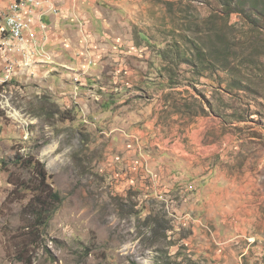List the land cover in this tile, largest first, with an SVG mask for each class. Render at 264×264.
<instances>
[{
	"label": "rangeland",
	"instance_id": "374dc122",
	"mask_svg": "<svg viewBox=\"0 0 264 264\" xmlns=\"http://www.w3.org/2000/svg\"><path fill=\"white\" fill-rule=\"evenodd\" d=\"M48 2L38 0V6ZM90 3L102 5L101 16H95L105 35L101 42L72 38L81 34L77 30L86 25V14L66 7L48 13L55 22L51 27L44 22L43 32L41 23L30 27L31 37H38L34 48L22 38L7 40L0 31V264H24L16 257L24 245L32 264H264V0ZM9 5L13 2L6 0L0 10V25L1 12L12 15ZM115 27L121 31L113 35ZM141 35L150 41L140 66L151 87L139 90L143 96L137 105L154 109L173 99L182 103L173 109L181 111L188 100L191 114L181 129L194 118L211 120V109L220 121L205 143L220 141V149L199 164L245 187L231 202L234 209L244 202L241 211H233L241 219L234 214L225 232L215 230L197 200L201 177L189 180L193 183L178 179V162L160 166L167 160L153 150L152 137L144 141L135 135L130 123L135 76L130 78L134 86L123 88L128 74L113 70L108 74L116 86L112 92L97 85L90 87L97 94L82 95L80 88L70 93L72 80L80 81L75 59L128 63ZM10 46L21 50L3 51ZM154 63L157 73L144 69ZM84 66L80 69L86 72ZM167 84L177 89L154 98ZM190 93L202 98H185ZM126 117L127 122L121 120ZM161 119L176 128L172 115ZM30 154L46 164L52 175L48 181L63 201L28 247L24 225L31 216L25 206L37 183L36 171L25 165ZM10 177L18 183L19 199L9 198L16 188ZM23 182L33 188L25 189Z\"/></svg>",
	"mask_w": 264,
	"mask_h": 264
},
{
	"label": "crops",
	"instance_id": "0c3cea01",
	"mask_svg": "<svg viewBox=\"0 0 264 264\" xmlns=\"http://www.w3.org/2000/svg\"><path fill=\"white\" fill-rule=\"evenodd\" d=\"M49 4H52L54 7H56V11L59 10L62 7H66L69 11L74 12H82L83 14H86V25L83 26V30H77L79 33L78 36L73 34L74 39H77L82 43L83 41L86 42H101L103 36V31H101L100 27L95 20V16H101L100 9L101 4L99 3H90L87 4V0H49ZM6 6V0H0V10L4 9ZM88 7H93L95 12H97L95 15L90 12ZM52 8V6H51ZM81 10V11H80ZM92 11V10H91ZM52 12V11H51ZM60 14V13H59ZM53 15L48 14L45 17H42L41 22L50 21V27L53 26ZM55 22V21H54ZM40 24V23H39ZM55 25V23H54ZM119 29V30H118ZM121 29L115 27V32L113 35L118 34ZM47 33V32H46ZM107 36H111L109 32H105ZM142 37H135V53L131 54V57H129L128 63H119L115 64L111 59H101L100 61H97L96 63H90L86 60L84 61L83 57H79L80 60H76L75 64L79 66L78 72L76 73V77H79L78 82H75L72 80L70 83L71 87L70 89H75L70 91V93H78V89L82 91L80 94H86L89 91H93L95 89V86H99L98 89H102L105 91H113L112 88L116 87L112 84V82H109L110 77H108V74L113 73V70H124L129 77H127L128 81L123 82L122 87L125 88L127 84H130L133 80L130 78L132 76H135V99L132 101V115L130 117L133 118V120H130V123H134V129H135V135L141 137L144 141H147L149 137H152V143L151 146L153 150H158L161 155V159H166L165 162H159L160 166L168 164V162L172 163L173 161L178 162L176 173L174 176H176L178 179H181L182 181H189L191 179H196L197 182L200 183V180L203 181V184L200 186V189L197 191V200L201 201L203 209L206 210V214L208 217L215 221L217 228L219 229V233L227 231L231 226V220L236 214L237 217H239L238 213H233L234 210H242L244 206V202L239 205V209H234L233 204L231 202L235 199H237L238 192L243 193V189L245 188L244 185L241 183L240 180L237 178L235 180L231 179V175H224L221 177H215L214 176V170L212 168H204L202 164H199L201 162L202 158L207 157L210 155L209 153L217 152L220 149V141H217V143H207L205 144L209 136L212 134L214 130H217L220 128L219 119L214 116L213 109H211L212 119L209 121H206L204 118H194V120L190 121L188 126L189 128L181 129V122H183V118L188 119V113L191 114V112H187V102H183L184 107L180 110L173 109L174 107H182V103L175 102L173 104V99H169L167 102L162 101V103L158 106H155L154 109H147L142 110V105H137V97L141 99V92L140 89H149L151 87V84L145 80H143V75H146L147 71H144L142 66H140V63L143 62V60L140 59L143 55H148L147 50H150V41L148 40V37L146 35H141ZM44 37V36H43ZM86 37V38H85ZM50 39V38H49ZM114 39V38H113ZM137 40H139L137 42ZM44 44L48 43V40H42ZM69 61L72 63V59L70 58ZM82 61V63L80 62ZM86 62V63H85ZM71 63H66L65 65H71ZM81 65H85L84 69H86V72H83L81 70ZM157 66L155 65H147L144 69H149L150 71H153L157 73L156 70H154ZM105 69H107L105 71ZM159 69V68H158ZM110 70V71H109ZM103 71V72H102ZM149 71V72H150ZM68 71L65 72L67 74ZM153 73L151 75H153ZM69 74V73H68ZM86 74V75H84ZM131 80V81H130ZM150 80H152L150 78ZM63 83H67V81H63ZM194 87H198V83H192ZM164 85V84H163ZM121 86V85H120ZM119 86V87H120ZM129 86H134L133 83ZM147 87V88H146ZM192 88V87H191ZM177 89L174 85H165L163 88H161L157 93L154 94V98H160L163 97V92H166L168 90L175 91ZM98 93V90L95 92V94ZM140 94V95H139ZM87 95V94H86ZM108 96V95H107ZM194 99L195 101L199 98H202V95H198V93H190L189 95L185 96V98ZM84 97H81V100L84 101ZM153 98V99H154ZM118 103H125L124 100H120ZM135 103V105H134ZM204 107V104H203ZM202 109V112L204 111V108ZM202 112L200 115H203ZM169 114L172 115L175 119V126L176 128H173L171 126H167V123L164 122L161 119V115ZM124 122H127L129 120L128 117L121 118ZM146 121L144 125V121ZM173 123V124H174ZM126 124V123H124ZM129 125V124H128ZM161 130L164 132L162 133ZM183 131H186V133H183ZM160 133V135H155L153 133ZM205 150V151H204ZM156 152V151H155ZM206 159V158H205ZM173 160V161H172ZM208 160V159H207ZM206 160V164L207 163ZM185 164H188L189 166H185ZM181 168H185V172H180ZM187 168V171H186ZM191 170V172H190ZM219 173H215V175H218ZM195 177V178H194ZM240 178H243L241 176ZM188 183H193L192 181H189ZM187 183V184H188ZM186 185H184L182 188H185ZM198 209V207H197ZM219 211H218V210ZM240 218V217H239ZM241 219V218H240ZM240 221V220H239ZM239 227L242 229L241 223L239 224Z\"/></svg>",
	"mask_w": 264,
	"mask_h": 264
},
{
	"label": "trees",
	"instance_id": "16d2710c",
	"mask_svg": "<svg viewBox=\"0 0 264 264\" xmlns=\"http://www.w3.org/2000/svg\"><path fill=\"white\" fill-rule=\"evenodd\" d=\"M20 158H22V156H20ZM25 160L27 161L25 165H28L30 168L32 167L37 173V183L34 188L35 193L25 206L26 213L28 216H31L27 218L28 224L24 225V229L27 230V245L29 247V245L34 243L35 239H38L39 229L42 227L46 229L48 227L56 211L54 208L63 201V197L60 191L55 190L48 181L52 175L48 172L46 164L42 162V160L33 157L32 154L27 156ZM10 182L14 183L16 188L12 192L13 195L9 196V198L14 200L21 198L18 192V183L14 182L11 177ZM21 186H25V189L33 188L29 182H23ZM31 218H33V222ZM25 252L26 245H24L22 250L18 248L16 257L24 264H32L31 258L27 259V257H25ZM28 260H30V262H28Z\"/></svg>",
	"mask_w": 264,
	"mask_h": 264
},
{
	"label": "built area",
	"instance_id": "2783aa9c",
	"mask_svg": "<svg viewBox=\"0 0 264 264\" xmlns=\"http://www.w3.org/2000/svg\"><path fill=\"white\" fill-rule=\"evenodd\" d=\"M9 6H12L11 17H4V11L1 12L4 30L7 32V40L10 35H17V37L22 38V42H30L31 48H34L36 45L34 41L38 37H31L30 27H34V23H41V32H43L46 29V24L40 20L49 12L55 10V7L52 4L38 6V0H26L24 3ZM18 49L21 50V47L10 46V48H5L3 51L12 52Z\"/></svg>",
	"mask_w": 264,
	"mask_h": 264
},
{
	"label": "bare ground",
	"instance_id": "6f19581e",
	"mask_svg": "<svg viewBox=\"0 0 264 264\" xmlns=\"http://www.w3.org/2000/svg\"><path fill=\"white\" fill-rule=\"evenodd\" d=\"M11 1L13 2V4H16V3H24V1H26V0H11ZM9 17H11V15ZM0 31L2 33H6L7 34V32L4 30V23L0 25ZM11 36L13 38H21V37H17V35H11Z\"/></svg>",
	"mask_w": 264,
	"mask_h": 264
}]
</instances>
